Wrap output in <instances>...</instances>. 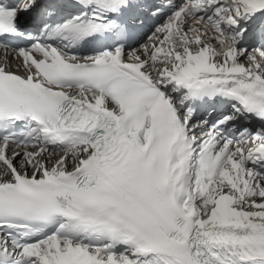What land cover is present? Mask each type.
<instances>
[{
  "label": "snow or ice",
  "instance_id": "6c2138e0",
  "mask_svg": "<svg viewBox=\"0 0 264 264\" xmlns=\"http://www.w3.org/2000/svg\"><path fill=\"white\" fill-rule=\"evenodd\" d=\"M0 264H264V0H0Z\"/></svg>",
  "mask_w": 264,
  "mask_h": 264
}]
</instances>
